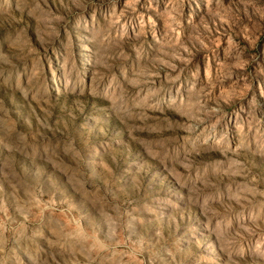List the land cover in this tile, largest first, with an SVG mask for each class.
Wrapping results in <instances>:
<instances>
[{
	"label": "rangeland",
	"instance_id": "1",
	"mask_svg": "<svg viewBox=\"0 0 264 264\" xmlns=\"http://www.w3.org/2000/svg\"><path fill=\"white\" fill-rule=\"evenodd\" d=\"M0 264H264V0H0Z\"/></svg>",
	"mask_w": 264,
	"mask_h": 264
}]
</instances>
